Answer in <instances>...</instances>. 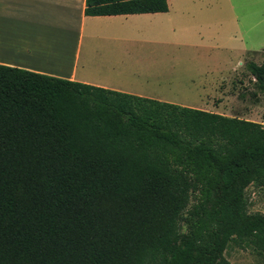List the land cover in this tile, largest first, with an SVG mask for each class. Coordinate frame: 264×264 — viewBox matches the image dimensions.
Instances as JSON below:
<instances>
[{
	"label": "trees",
	"instance_id": "obj_1",
	"mask_svg": "<svg viewBox=\"0 0 264 264\" xmlns=\"http://www.w3.org/2000/svg\"><path fill=\"white\" fill-rule=\"evenodd\" d=\"M166 0H84V16ZM245 70L264 93V52ZM264 125L0 65V264H228L264 254ZM192 198V203L189 202Z\"/></svg>",
	"mask_w": 264,
	"mask_h": 264
},
{
	"label": "crops",
	"instance_id": "obj_2",
	"mask_svg": "<svg viewBox=\"0 0 264 264\" xmlns=\"http://www.w3.org/2000/svg\"><path fill=\"white\" fill-rule=\"evenodd\" d=\"M166 4L164 13L93 17L84 16V0H0V65L264 125L260 104L255 105L258 117L245 109L226 113L225 104H243L232 90L233 79L243 75L239 70L223 73L226 68L220 67L233 58L242 66V58L263 53L264 0ZM253 31L257 34L250 39ZM139 47L159 53L142 61L136 54ZM156 58L161 63L158 75L145 74L143 63H156ZM174 69L179 80L188 77L189 69L195 77L208 78L201 84L209 91L200 105L183 97L160 98L156 89L144 87L162 78L161 73L170 79L167 73ZM140 78L142 84L133 82Z\"/></svg>",
	"mask_w": 264,
	"mask_h": 264
},
{
	"label": "rangeland",
	"instance_id": "obj_3",
	"mask_svg": "<svg viewBox=\"0 0 264 264\" xmlns=\"http://www.w3.org/2000/svg\"><path fill=\"white\" fill-rule=\"evenodd\" d=\"M257 34V32H249L248 36L252 39L253 35ZM264 49V48H263ZM262 49V50H263ZM158 50L147 48V47H139L136 48L137 56L141 55L142 61H145L144 57H149L153 54H158ZM262 57L261 50L252 58H242V66L236 62L235 58L232 60L225 61L226 64L221 65L220 67L226 68L223 73L231 70H239L242 72L243 77L241 79L234 78L232 81V90L234 91L233 96H235L236 100H241L242 105L235 103H227L225 104L226 113L231 112L233 114L242 113L243 110L250 112L254 117L259 116V111L255 108L256 104H260L259 106L264 107V93L258 92L254 85L253 80L245 70V64L247 62L258 63V59ZM157 59V58H156ZM241 61V60H239ZM155 62V61H154ZM146 71H143L147 75H158V68L160 69L161 63L157 59L156 63L147 64L143 63ZM153 65V67L151 66ZM92 66V64H91ZM93 67L96 68L97 65L93 64ZM148 67V68H147ZM213 68V63H207V68ZM214 67L217 65L214 64ZM168 68V67H167ZM213 70V69H212ZM188 73V77L183 80H179L177 75V69L169 70L167 75H169L170 79L165 78V74H162V78L156 79L153 78L152 81L146 84V89L154 88L158 91L157 96L164 99H171L173 101H180L183 97L185 100L190 101L194 105H200V100L206 96V93L209 91L205 89L201 84H205L208 81V78H198L195 77V73L192 69L186 71ZM130 76V75H128ZM214 76V74H212ZM211 76V77H212ZM124 81H126V77H123ZM143 78L138 79V84L143 83ZM179 83L181 86L179 87ZM184 83V84H183ZM183 84V85H182ZM182 91V92H181ZM258 96V97H256ZM264 109V108H263ZM256 118L254 120H258ZM260 122L264 124V118H260ZM259 121V120H258ZM245 198H246V211L249 214L259 213L264 216V189L254 188L253 186H248L245 189ZM192 203V198L189 202V205ZM223 257L226 259L228 264H264V254L259 252L257 249L253 248L246 242L242 243L241 247H237L234 245H228L223 253Z\"/></svg>",
	"mask_w": 264,
	"mask_h": 264
},
{
	"label": "water",
	"instance_id": "obj_4",
	"mask_svg": "<svg viewBox=\"0 0 264 264\" xmlns=\"http://www.w3.org/2000/svg\"><path fill=\"white\" fill-rule=\"evenodd\" d=\"M263 52H264V50H263Z\"/></svg>",
	"mask_w": 264,
	"mask_h": 264
}]
</instances>
